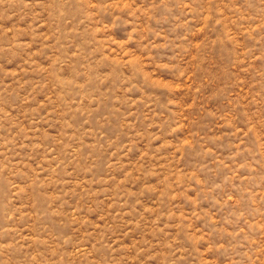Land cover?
<instances>
[{
    "label": "rangeland",
    "instance_id": "rangeland-1",
    "mask_svg": "<svg viewBox=\"0 0 264 264\" xmlns=\"http://www.w3.org/2000/svg\"><path fill=\"white\" fill-rule=\"evenodd\" d=\"M0 264H264V0H0Z\"/></svg>",
    "mask_w": 264,
    "mask_h": 264
}]
</instances>
